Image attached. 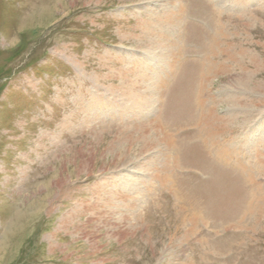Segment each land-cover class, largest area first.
Segmentation results:
<instances>
[{
	"label": "rangeland",
	"instance_id": "obj_1",
	"mask_svg": "<svg viewBox=\"0 0 264 264\" xmlns=\"http://www.w3.org/2000/svg\"><path fill=\"white\" fill-rule=\"evenodd\" d=\"M0 264H264V0H0Z\"/></svg>",
	"mask_w": 264,
	"mask_h": 264
},
{
	"label": "bare ground",
	"instance_id": "obj_2",
	"mask_svg": "<svg viewBox=\"0 0 264 264\" xmlns=\"http://www.w3.org/2000/svg\"><path fill=\"white\" fill-rule=\"evenodd\" d=\"M255 91V90H254ZM147 142V141H146ZM145 143V142H144ZM148 153V152H147ZM146 157V156H145ZM144 158V157H143ZM141 159V158H140ZM146 160L144 162H142V164H146ZM119 202V201H118Z\"/></svg>",
	"mask_w": 264,
	"mask_h": 264
}]
</instances>
